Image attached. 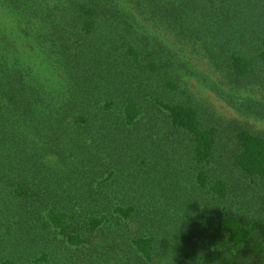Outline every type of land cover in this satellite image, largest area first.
I'll use <instances>...</instances> for the list:
<instances>
[{
  "label": "rangeland",
  "instance_id": "374dc122",
  "mask_svg": "<svg viewBox=\"0 0 264 264\" xmlns=\"http://www.w3.org/2000/svg\"><path fill=\"white\" fill-rule=\"evenodd\" d=\"M206 2L213 7L211 13L203 20L195 18L198 26L187 22L184 31L175 24L162 28L154 21L146 31L144 23L150 18L145 22L144 13L133 10L137 31L130 45L139 50L136 61L125 50V18L130 11L111 13L108 20L102 16L91 37L69 38L65 49L77 56L82 73H72L73 79L82 78L84 90V97L69 102L68 110L74 109L67 117L69 128L61 125L64 129L58 132L53 118L41 120L38 152L0 140V264L35 260H40L35 264H119L121 243L148 233L164 243L188 236L186 242L199 248L193 264H264V180L244 177L230 160L237 152V122L264 135V118L236 110L240 103L264 102V69L236 84L221 75L227 74L230 50L250 58L264 51V0L262 8L258 0ZM9 3L0 0L4 34L8 23L15 21L7 13ZM187 42L193 43V49ZM23 46L44 77V86L62 90V74L50 65L51 54L44 55L39 44L35 47L27 39ZM88 76L95 79L93 85L84 79ZM167 78L175 87L167 84ZM66 89L71 93L68 82ZM126 96L140 107L130 125L119 113L123 107L119 99ZM102 99L103 106L108 104L105 110L99 106ZM160 102L191 103L205 125L218 128L212 162L202 169L210 179L227 178L225 199L212 197L198 185L202 169L191 158L190 139L172 126ZM78 116L83 119L81 126L75 125ZM21 179L33 194L26 201L9 191ZM117 205H131V218L114 214ZM48 209L67 213L63 233L47 222ZM100 214L109 220L92 232L86 219ZM224 214L238 216L247 227L256 222L247 245L231 249L223 242L217 223ZM77 234L89 243L69 245L67 237ZM178 245L185 246V241Z\"/></svg>",
  "mask_w": 264,
  "mask_h": 264
},
{
  "label": "trees",
  "instance_id": "16d2710c",
  "mask_svg": "<svg viewBox=\"0 0 264 264\" xmlns=\"http://www.w3.org/2000/svg\"><path fill=\"white\" fill-rule=\"evenodd\" d=\"M171 1L11 0L7 13L10 18L13 14L15 21L8 23L7 33L4 34L0 31V140L7 146H30L32 151L38 152L41 136H38L37 130L40 128L41 120L53 118L58 122L56 127L58 132L64 129L60 128L61 125L69 128L67 117L74 112L72 108L68 110L69 102L72 97H84V90L82 78L73 79L72 74H82L80 73L79 59L70 50H66L65 46L70 44V37L78 36L81 40L91 37L98 27V23H101L102 16L106 18L110 17L111 13L129 14V11L131 12L127 16L128 20L125 18L128 27V41L125 50L132 55V60L136 61L139 50H135L131 42L137 31V25L132 17L133 10L144 13V20L150 18L148 22L145 20L146 23H144L146 31H150L151 21L162 28H169V25L174 26L175 24L178 30L184 31L187 22L198 26L195 18L201 17L203 20V15L211 13L213 9L206 0L201 2L200 0L198 2L197 0ZM209 1L213 2V0ZM200 6L204 10L200 9ZM257 6L263 7L261 0H258ZM25 39L35 47L39 44L46 51L43 52L44 55L51 54L52 61L49 56L50 65L55 72L57 70L62 74L59 83L62 90L47 88L41 82L44 77L33 67V62L28 56L31 53H28L23 46ZM187 44H189V49H193V43L187 42ZM65 69L68 71L65 72ZM260 69H264V51L260 52L258 57L250 58L246 53L232 49L225 67L227 74L221 75L222 78H227L230 83H243L247 78L256 76ZM64 74H67L68 77L63 76ZM219 78L221 79L220 76ZM84 79L92 85L95 81L89 76ZM67 82L70 84L71 93L66 89ZM166 82L170 87H175L173 80L167 78ZM119 100L123 103L122 109L119 108L122 120L124 124L130 125L137 119L140 107L131 96ZM103 104L102 99L99 101V106L105 110V106L108 104L105 106ZM160 105L168 112L172 126L189 137L193 162L200 169L209 165L217 145L218 128L213 125H205L199 109L191 103L160 102ZM236 110L243 114L249 113L256 118H264V102L257 101L251 106L240 103L236 106ZM117 119H120V116ZM82 122L81 116L75 119V125L81 126ZM236 124H240L234 127L237 152L233 160H230L244 177L264 180V135L253 131L246 124L238 122ZM33 158L36 157L33 156ZM197 180L198 185L206 189L212 197L218 200L227 197L229 184L226 177H211L210 179L202 169L198 172ZM9 188L10 193L21 201H26L33 195L24 179L17 181ZM112 212L122 219H129L132 216L133 207L117 205L112 209ZM45 217L49 224L52 223L61 233L64 232V226L67 223L65 220L68 218L65 211L48 209ZM107 219V215L100 214L88 216L86 221H88L91 231L95 232L107 222ZM255 225L256 222L252 223L251 227H247V224L238 216L224 214L218 218L217 233H223L225 238H222L223 242L234 249L248 244L250 230ZM67 238L68 244L72 247H84L89 243L88 238L80 234L69 235ZM130 238L128 244L121 243L122 248H118V252L122 256V261L119 264H193V260H191L193 257L197 261L199 259L196 256L197 247L190 246L186 242L188 236H176L173 241L167 243L162 242L154 233ZM183 240L185 246L178 245L183 244ZM177 250L183 252L178 254ZM37 262L40 260H35L34 264Z\"/></svg>",
  "mask_w": 264,
  "mask_h": 264
}]
</instances>
